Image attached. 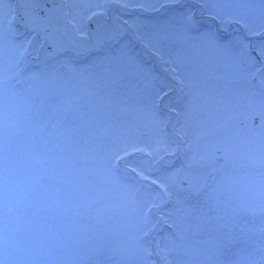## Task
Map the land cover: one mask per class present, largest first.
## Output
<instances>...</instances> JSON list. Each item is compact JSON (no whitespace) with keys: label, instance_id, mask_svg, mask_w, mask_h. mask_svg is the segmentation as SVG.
Masks as SVG:
<instances>
[{"label":"rangeland","instance_id":"1","mask_svg":"<svg viewBox=\"0 0 264 264\" xmlns=\"http://www.w3.org/2000/svg\"><path fill=\"white\" fill-rule=\"evenodd\" d=\"M68 1L69 18L76 25H83L86 15L96 10L85 6L89 2ZM192 1L199 4V0ZM220 2L223 4L215 9L199 8L200 19L196 21L201 27L214 30L216 22L208 16V11L236 14L240 11L238 3L256 6L240 14L253 27L260 26V0ZM8 5L4 2L0 6V18L8 17ZM171 14L172 11L166 10L159 16L142 20L161 23ZM238 27L233 25L229 34H238ZM152 46L163 54V60L156 54L160 65L179 86L174 97L163 102L164 107L175 112V118L160 114L164 124L150 117L144 119L135 142L146 150L154 148L157 136L167 134L166 122H170L168 127L174 133L172 124L177 120L184 122L185 107L190 104L189 135L203 122L204 139L222 143L231 154L228 172L239 195L249 203H256L264 145V107L259 81L247 80L244 73L223 61L217 63L214 53L206 54L207 63H198L179 46L156 39H152ZM152 46L147 49L156 53ZM136 53L151 68L150 61ZM65 58L76 61L70 56L60 59ZM66 78L69 84L62 112L53 107L61 100L58 96H41L29 101L14 97L10 84L0 91V255L6 264H86L90 260L134 264L144 255L147 242L140 238L132 196L105 173L103 158L106 153H115L124 147L116 129L141 115L138 105L147 103L161 87L170 90L171 85L155 76L150 81L137 82L141 100L127 91L122 96L111 97L102 85L86 75L66 73ZM220 92L222 97L217 95ZM255 118L256 124H253ZM135 155L145 158L143 152ZM243 222L249 226L242 236L245 243L237 246L230 259L264 264L261 217L258 213L245 216ZM93 231L108 237V242L96 253L91 252L92 246L86 239ZM166 231L170 230L153 235V249L156 236H163ZM184 252L183 247L179 248L173 258L205 259Z\"/></svg>","mask_w":264,"mask_h":264},{"label":"snow or ice","instance_id":"2","mask_svg":"<svg viewBox=\"0 0 264 264\" xmlns=\"http://www.w3.org/2000/svg\"><path fill=\"white\" fill-rule=\"evenodd\" d=\"M3 3L4 0H0V6ZM23 4L26 10L39 11L35 15L25 14L19 22L21 28H17L14 14L7 19L0 18V91L10 84L14 97L31 101L41 96H58L61 100L53 107L62 112L69 84L66 73H70L86 75L102 85L111 97L122 96L127 91L143 100L137 82L150 81L155 74L140 60L136 45L149 47L152 39H156L179 46L198 63H207L206 54L214 53L217 63L223 61L244 73L247 80L259 81L264 107V0H260L258 28L240 14L255 5L238 3L240 11L236 14L208 11V16L219 25L218 30L201 27L195 19V9L186 7L185 0H89L85 6L99 10L87 18L89 21L96 18V27L90 31L86 25L73 22L76 34L83 39V43H72V48L78 50L76 61L60 59L69 49L60 42L59 29L52 22L65 5L49 8L42 0H23ZM199 4L201 8L215 9L223 3L199 0ZM166 10H172V14L161 23L142 20L146 14ZM233 25L239 26L236 35L229 34ZM152 47L163 60L159 49ZM169 95L161 87L152 93L147 103L138 105L141 115L116 129L124 147L115 153H106L103 158L105 173L132 196L140 238L147 242L144 255L134 264H247L230 257L236 253L238 245L245 243L242 236L249 230L243 222L245 216L258 213L264 225V145L260 156L259 191L254 197L256 203H249L239 195L229 176L232 158L227 148L220 142L204 139L203 122L189 135L190 104L185 107L184 122L177 120L172 124L174 135H158L156 146L147 150L135 142L144 119L150 117L158 124L165 123L160 119V105ZM217 95L222 97L223 93ZM141 152L145 153V158L136 157L135 154ZM164 229L170 231L156 236L153 249L151 238ZM193 236L202 238L192 240ZM86 239L92 253L108 242V237L97 231ZM261 239L264 240V227ZM181 247L185 255H201L205 259H174V252ZM0 264H6L2 255ZM86 264L108 262L90 260Z\"/></svg>","mask_w":264,"mask_h":264},{"label":"water","instance_id":"3","mask_svg":"<svg viewBox=\"0 0 264 264\" xmlns=\"http://www.w3.org/2000/svg\"><path fill=\"white\" fill-rule=\"evenodd\" d=\"M16 1V5H15V16L17 18V22L19 23L25 14H29V15H35L36 12L39 11V9H28L26 10L23 4V0H15ZM42 2H44L46 4L47 7L51 8L53 7V5H59V3H57L55 0H42ZM41 15H43V13H41ZM56 26L57 25H61L63 27V29H59L57 35L61 38L60 42L62 44H64L66 47H68L69 49V53L73 54V55H77V49H73L72 48V43L79 41L81 43H83V41L77 39L73 33L71 29H66L67 25L65 24L64 20H63V14L62 11L60 10L53 18L52 21ZM20 24V23H19ZM94 30V29H89ZM138 47V49L140 51H142L145 55L152 57L150 53H148L145 50V46L143 47L140 44L136 45ZM147 48V47H146ZM76 60H78L79 58H75ZM160 71V70H159ZM161 72V71H160Z\"/></svg>","mask_w":264,"mask_h":264},{"label":"flooded vegetation","instance_id":"4","mask_svg":"<svg viewBox=\"0 0 264 264\" xmlns=\"http://www.w3.org/2000/svg\"><path fill=\"white\" fill-rule=\"evenodd\" d=\"M7 2V4H9L8 5V8L11 10V3H12V0H6ZM79 1H81V2H89V0H79ZM64 2H65V10H66V12H67V16H68V19L70 20V8H69V1L68 0H64ZM96 11H99L98 9H96L95 11H93V12H96ZM93 12H91V13H89V15H86L87 16V18L89 17V16H91L92 15V13ZM70 22L73 24V21L72 20H70ZM83 25H85V24H83ZM75 28V27H74ZM76 29V28H75Z\"/></svg>","mask_w":264,"mask_h":264}]
</instances>
